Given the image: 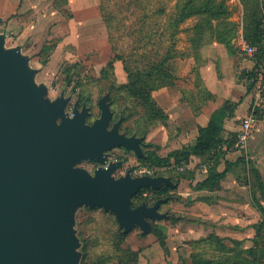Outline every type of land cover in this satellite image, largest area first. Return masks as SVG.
Segmentation results:
<instances>
[{
	"label": "rangeland",
	"instance_id": "1",
	"mask_svg": "<svg viewBox=\"0 0 264 264\" xmlns=\"http://www.w3.org/2000/svg\"><path fill=\"white\" fill-rule=\"evenodd\" d=\"M205 1L208 0H194L192 7ZM20 2L16 12L0 23V32L7 33L8 47L20 45L30 57V65L40 69L36 81L48 86L52 99L63 90L66 96L72 95L67 107L69 113L75 102L80 106L86 103L90 107V123L100 116L98 100L109 94L113 122L124 116L121 131L144 136L145 152L166 156L195 142V127L190 128L184 122L174 123L166 112L158 109L153 98L157 88L170 85L185 91L182 86L187 88L195 80L198 84L199 78L192 73L199 64L198 54L195 53V60L188 57L194 55L190 51V38L198 37L200 30L207 28L210 34L206 39L210 41L230 38L231 44L227 47L234 62L231 60L225 70L229 79L226 86L230 92L233 89L237 97L242 91L245 95L243 107L234 121L236 129L224 137L229 142L220 156H215L216 153L197 155L185 164L183 160L173 159L167 166H155L150 159L140 160L122 147L109 151L110 159L124 160V165L115 172L117 177L129 169L134 175L148 169L154 175L170 176L178 182L175 188L164 185V192L143 189L135 200V204L143 200L153 204L158 197L169 195L171 198L160 209L173 217L154 222L149 234H142L139 227L125 234L113 213L100 207L80 208L76 213V229L82 243L80 264H194L192 254L212 264H264V212L256 206L258 201L264 206V188L256 185L252 174L255 167L242 164L233 171L224 182L225 188H217L225 191L222 197L216 190L195 188L198 181L223 170L228 160L234 161L240 156L253 160L256 168L261 165L258 169L264 180V107L260 112L261 131L254 133L245 147H237L239 118L250 112L246 107L249 92L245 68L251 67L253 61L243 54L236 42L240 41L242 29V12L236 1H231L234 19L229 23H226L231 13L227 0H211L217 9L225 6L223 12H208L185 20L180 17L186 0ZM215 26L222 27L217 34ZM45 45L50 49L43 50ZM219 63L221 60L212 59L205 65L210 70ZM227 93H222L219 99H223L221 109L231 102L224 99ZM183 95L197 102L193 92ZM204 164H212L207 172ZM79 165L91 171L98 166L91 161ZM182 174L188 177H181ZM237 176L240 186H245L241 190L232 185ZM229 196L251 202L253 211L246 204L224 202L230 201ZM250 212L254 215L245 225L241 220L250 216Z\"/></svg>",
	"mask_w": 264,
	"mask_h": 264
},
{
	"label": "water",
	"instance_id": "2",
	"mask_svg": "<svg viewBox=\"0 0 264 264\" xmlns=\"http://www.w3.org/2000/svg\"><path fill=\"white\" fill-rule=\"evenodd\" d=\"M7 38L0 32V264H80L76 213L83 207L113 213L125 234L135 227L149 234L154 222L173 217L160 209L169 197L133 202L143 189L177 187L169 176L115 175L124 160L109 151L122 147L142 159L145 137L122 132L124 116L113 122L109 94L92 123L86 103L69 113L73 96L63 90L52 99L36 81L40 69ZM83 161L98 166L90 171Z\"/></svg>",
	"mask_w": 264,
	"mask_h": 264
},
{
	"label": "crops",
	"instance_id": "3",
	"mask_svg": "<svg viewBox=\"0 0 264 264\" xmlns=\"http://www.w3.org/2000/svg\"><path fill=\"white\" fill-rule=\"evenodd\" d=\"M20 1L21 0H0V19L3 20L4 18L8 16L10 17L12 13L16 12V10L19 8L21 4ZM231 1H236V5H238V8H241L243 17L241 16L242 29H240L241 31L239 32V35L241 34L240 37H242L244 36V32H243V29H244V1L248 2V0H227L229 12L231 13L229 14V17L226 18V21H227L226 23H229V21H233L234 19L233 18L234 10L231 7V3H232ZM224 9H225V6L223 7L222 11H224ZM192 16H194L193 18H196V16H200V14L191 15L187 19L189 18L191 19ZM214 29H215V33L217 34L219 29H222V27L218 28L217 26H215ZM205 30H200L198 32L199 36L198 37L194 36L190 38L191 43L189 42L190 49H191L190 51L194 55H192V57H188V59L195 60V58L197 59V56H198L199 64L196 65L198 67H196V70L192 69V73H194V75L199 78L198 84H196L197 81L195 80V83L191 84L187 88L182 86L183 89H186L185 91H182V90L178 91L176 87L173 88V86L167 85L168 86L167 88H165V86L161 88H157L156 92H154L155 101L168 114L170 120L174 121V123L175 122L178 123V125L184 122L183 124H188L190 128L193 126L195 127L194 140H196L199 134V126H204L208 124L211 120H214L217 123L222 125L223 137L229 135L230 131H233L234 129H236L234 126V121L235 119L238 118L237 114L240 112L241 108L243 107L242 105H243L244 98H245L243 91L241 92L240 96L237 97L234 95L235 91L232 89V92H230V90H228L226 86L229 79H228V74L226 73L225 70L228 67V65L231 64L230 61L232 60L230 58L231 52H229V49L227 47L228 45L226 44L225 41L219 40L217 38L213 39V41L206 39V35L210 33H208L207 28H205ZM236 42H239V41L236 40ZM195 53L198 55L196 56ZM212 59H214L217 62L221 60L222 63H219L220 66L216 64L215 68H211L209 70L205 64L207 60L211 62ZM232 62H234V60H232ZM250 68L251 67L248 66L247 68H245V71ZM221 70L222 72H220ZM172 73H174L173 69H172ZM174 75L176 74L174 73ZM190 91L195 94V97L197 98V102L196 101L193 102L192 100L189 101L188 98L183 95L184 93L187 94V92H190ZM222 93L224 94L227 93V96L224 95L225 96L224 99L226 101L231 100V102H234L235 110L233 112L226 111V110L224 111L223 109H221L223 99L222 101L219 99L221 98ZM210 99H212L213 101H210ZM249 101H250V95H249V100L246 106L248 107V109H249V103H250ZM240 119L241 117L239 118V120ZM261 126L262 124L260 123V130L258 132L261 131ZM241 165L242 164L235 165L233 167V169L228 174V176L224 180L221 181L220 187L225 188V184H224L225 180L229 179L230 175L233 174V171L240 169L242 167ZM259 167H261V165L258 166V168ZM259 171L261 172V169H259ZM234 179L235 180L232 183V185L236 186L238 190H241L245 187V186H240L241 184L239 182L240 181L239 176L235 177ZM215 190H216L215 192H217L219 197H222V195H225L224 190L222 192L219 191V189H215ZM220 200L222 199L220 198ZM229 200L230 201H224V202H228L231 205L246 204L248 205L250 211H253L254 209L253 204L242 197L236 198V196H229ZM252 213L250 216L247 215L241 220L242 222H245V225H248V223L250 222L249 217H252L254 215ZM218 217H222V216L219 215ZM238 219L239 218L236 217V220Z\"/></svg>",
	"mask_w": 264,
	"mask_h": 264
},
{
	"label": "trees",
	"instance_id": "4",
	"mask_svg": "<svg viewBox=\"0 0 264 264\" xmlns=\"http://www.w3.org/2000/svg\"><path fill=\"white\" fill-rule=\"evenodd\" d=\"M194 0H186L185 5L181 9V20H185L191 15H197V14H205V13H214L217 14L219 12H223L222 9H217L215 7V2H211V0L205 1L198 6H194ZM214 5V7H213ZM190 6V8H189ZM189 8V9H188ZM217 9V10H215ZM103 10V8H102ZM2 19H0V23H2ZM244 38L251 44L257 46L259 50H264V0H248V2L244 1ZM226 44L228 47H230L231 41L230 38H225ZM50 49V46L45 45L43 47V50ZM248 91H249V86ZM154 99V98H153ZM158 109L161 110V112H165L155 101ZM83 105V103H82ZM80 106V103H79ZM81 107V106H80ZM235 104L234 102H228L223 105V109L226 111L233 112L235 109ZM159 110V111H160ZM167 114V113H166ZM261 115V114H260ZM223 127L221 124L217 123L214 120H211L208 124L204 126H199V134L194 142V144L190 146H186L183 149H176L168 153L166 156H160L156 154L153 151H148L146 153V157L140 159H150L152 164L155 166H167L171 163L173 159H179V160H188L192 156H208L209 154L212 155V153H216L215 156H220L223 151L222 148H219L220 146H224L228 144L229 141L224 139L223 135ZM132 135V134H129ZM137 135V134H136ZM141 136V135H138ZM228 146H231V143H229ZM209 155V156H210ZM214 156V157H215ZM213 157V156H211ZM240 164H250L255 167L253 171V177L256 182L257 187L263 189L264 188V180L261 172L259 171L258 168H256L255 162L253 160H249L245 156H240L234 161H227L225 168L221 171H214L212 174L207 176L205 179L202 181H198L195 184L196 189H210V190H215L220 187V183L222 180H224L228 174L231 172L233 167L235 165H240ZM170 177V176H169ZM181 177L187 178L188 176L185 174H182ZM172 180L173 178L170 177ZM192 179V178H191ZM176 184H178L177 181L173 180ZM170 187V186H169ZM175 188V187H173ZM147 191H153V192H164L165 191V186L161 187L160 189H152V188H147L145 189ZM253 203H255V195L256 193H253ZM164 197H169L171 196L166 195ZM164 197H158L159 198H164ZM137 198V195L133 197V202L134 206L142 203L139 202L138 204H135V200ZM148 202V201H147ZM156 202V201H155ZM149 203V202H148ZM257 208L261 211L264 212V206L263 204L258 201L256 202ZM124 233V232H123ZM192 259L194 264H212L211 261L204 259L200 257L199 255L192 254Z\"/></svg>",
	"mask_w": 264,
	"mask_h": 264
},
{
	"label": "built area",
	"instance_id": "5",
	"mask_svg": "<svg viewBox=\"0 0 264 264\" xmlns=\"http://www.w3.org/2000/svg\"><path fill=\"white\" fill-rule=\"evenodd\" d=\"M239 46L243 54L253 61L251 68L246 71L245 75L246 85L250 88L248 91L250 112L241 117L237 135V147H245L248 139L260 130V112L264 107V50H259L257 46L249 43L244 36L240 37ZM219 148L224 149V146ZM182 163L185 164L186 160H183ZM211 165L204 164V171L207 172ZM139 173L140 175H154L148 169H141Z\"/></svg>",
	"mask_w": 264,
	"mask_h": 264
},
{
	"label": "flooded vegetation",
	"instance_id": "6",
	"mask_svg": "<svg viewBox=\"0 0 264 264\" xmlns=\"http://www.w3.org/2000/svg\"><path fill=\"white\" fill-rule=\"evenodd\" d=\"M81 106H82V105H81ZM115 159H116V160H120V158H115ZM94 169H95V167L93 168V170H94ZM93 170H92V171H93ZM90 171H91V170H90Z\"/></svg>",
	"mask_w": 264,
	"mask_h": 264
}]
</instances>
